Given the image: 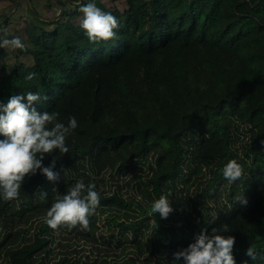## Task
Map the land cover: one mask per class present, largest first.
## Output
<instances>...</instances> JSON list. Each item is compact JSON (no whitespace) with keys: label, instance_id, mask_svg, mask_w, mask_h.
I'll list each match as a JSON object with an SVG mask.
<instances>
[{"label":"trees","instance_id":"16d2710c","mask_svg":"<svg viewBox=\"0 0 264 264\" xmlns=\"http://www.w3.org/2000/svg\"><path fill=\"white\" fill-rule=\"evenodd\" d=\"M74 1L58 0L69 9L51 22L1 15L0 39L26 50L0 48V104L39 92L38 112L78 127L68 154L43 160L56 156L57 182L38 172L18 199L0 198V264H184L174 254L222 225L236 264H264L245 255L264 250V0ZM89 2L117 18L115 39L89 43L79 11ZM230 160L244 170L231 184ZM139 167L145 178L131 176L124 193L119 179ZM80 179L100 195L89 230L50 229L47 210ZM193 187L191 204L177 196ZM161 195L179 209L166 219L149 216Z\"/></svg>","mask_w":264,"mask_h":264},{"label":"clouds","instance_id":"9594fccd","mask_svg":"<svg viewBox=\"0 0 264 264\" xmlns=\"http://www.w3.org/2000/svg\"><path fill=\"white\" fill-rule=\"evenodd\" d=\"M79 11L83 14L80 28L84 31L89 43L98 44L115 39L119 27L117 18L110 12L97 7L94 2L82 5ZM7 34V29H0ZM0 48L26 50L19 37L0 39ZM36 74L29 72L25 81H33ZM48 99L39 92L27 91L21 95L11 96L6 104H0V198L4 201L16 200L26 178L38 172L49 182H57L60 173L54 171L57 159L53 156L48 166L43 165L45 156L58 153L68 154L70 148L67 139L78 127L75 117H69L67 124L59 121V113L37 111L35 104ZM26 100V102H25ZM64 171V170H63ZM243 168L236 160L228 161L221 169L222 176L230 184L240 180ZM94 183L78 180L66 193L58 194L46 212L45 223L54 231L67 228L69 231L79 226L89 230L90 220L100 204V195ZM43 196H47L44 192ZM243 204L246 199L235 198ZM173 208L169 197L161 195L151 204L149 216L159 213L162 219L168 218ZM156 226V224H155ZM231 231L228 225L213 229L211 235L201 232L186 249L174 254L175 261L183 259L184 264H236L233 255L234 236H224L219 232ZM245 255L251 261H264V250L258 251L255 245L247 248ZM243 264H248L244 261Z\"/></svg>","mask_w":264,"mask_h":264},{"label":"rangeland","instance_id":"374dc122","mask_svg":"<svg viewBox=\"0 0 264 264\" xmlns=\"http://www.w3.org/2000/svg\"><path fill=\"white\" fill-rule=\"evenodd\" d=\"M70 2H67V5H72L74 6L75 4H77L76 1L74 0H69ZM65 9H69L67 7H63L61 4H59L58 0H33V1H28V0H20L19 2H16L14 4H9L7 6H5L4 9L0 10V25H4V21L3 18L1 17L2 14L7 15V17H23V18H30L31 16L39 19L40 21H47V22H51L54 20H57V18L60 17V14L62 12V10ZM5 10V11H4ZM3 11V12H2ZM3 21V22H2ZM145 174H146V169L144 167H139L136 170V173L133 174H129L124 178H120L119 179V186L123 187V191L124 193H128L132 194V188L130 185L127 184V181H130V177L131 176H135V175H141L143 178H145ZM109 179V178H107ZM109 187V182L107 184V188ZM194 187L191 188L190 190H188V192H190V197H187V194L185 192V190H183L182 192H180L177 196L178 197H182L184 202L188 201V198L190 199L189 202L190 204L192 203V200L195 199V194L193 191ZM128 194V195H129ZM176 196V195H175ZM174 200L176 201V197H174ZM171 207L173 208V211H179L178 208H176L174 206V203L170 202ZM182 205V203H181ZM175 214V213H174ZM173 216V213H170V217ZM44 218V217H43ZM41 219L36 220L32 223V226H37V224L39 223ZM105 225V217H101L100 218V228L98 230V232H105L106 228L104 227Z\"/></svg>","mask_w":264,"mask_h":264}]
</instances>
